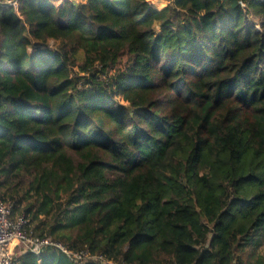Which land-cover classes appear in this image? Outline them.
Returning <instances> with one entry per match:
<instances>
[{
	"label": "trees",
	"instance_id": "1",
	"mask_svg": "<svg viewBox=\"0 0 264 264\" xmlns=\"http://www.w3.org/2000/svg\"><path fill=\"white\" fill-rule=\"evenodd\" d=\"M18 3L0 200L70 255L12 264H264V0Z\"/></svg>",
	"mask_w": 264,
	"mask_h": 264
},
{
	"label": "built area",
	"instance_id": "2",
	"mask_svg": "<svg viewBox=\"0 0 264 264\" xmlns=\"http://www.w3.org/2000/svg\"><path fill=\"white\" fill-rule=\"evenodd\" d=\"M19 0H0V8L18 9ZM25 220L22 217L12 219L11 207L0 200V264H12L14 259V245L24 247V252H31L39 256L44 249H54L66 255L70 252L58 241L49 238L39 239L25 234L23 227ZM18 243V244H17ZM87 256L84 254V257ZM75 258L80 259L78 255ZM86 258V257H85Z\"/></svg>",
	"mask_w": 264,
	"mask_h": 264
},
{
	"label": "rangeland",
	"instance_id": "3",
	"mask_svg": "<svg viewBox=\"0 0 264 264\" xmlns=\"http://www.w3.org/2000/svg\"><path fill=\"white\" fill-rule=\"evenodd\" d=\"M159 30L157 29V32H158ZM51 44V46L53 45V42H51L50 43ZM18 244V243H17ZM24 250V247L23 246H21V245H17V246H15L14 245V247H13V251L15 252V253H19L20 251H23ZM256 250L257 251H254L255 253H257V252H259L262 256H263V258H264V244L262 245V246H260V247H257L256 248ZM14 253V254H15Z\"/></svg>",
	"mask_w": 264,
	"mask_h": 264
},
{
	"label": "crops",
	"instance_id": "4",
	"mask_svg": "<svg viewBox=\"0 0 264 264\" xmlns=\"http://www.w3.org/2000/svg\"><path fill=\"white\" fill-rule=\"evenodd\" d=\"M21 252H24V251H20L19 253H21ZM15 253V252H14ZM19 253H15V255H17V254H19Z\"/></svg>",
	"mask_w": 264,
	"mask_h": 264
}]
</instances>
